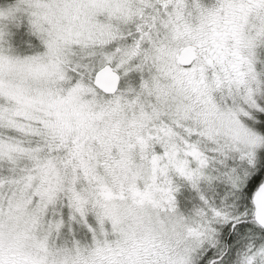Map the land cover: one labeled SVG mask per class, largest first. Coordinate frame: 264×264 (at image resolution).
I'll return each instance as SVG.
<instances>
[{
  "label": "snow or ice",
  "instance_id": "obj_1",
  "mask_svg": "<svg viewBox=\"0 0 264 264\" xmlns=\"http://www.w3.org/2000/svg\"><path fill=\"white\" fill-rule=\"evenodd\" d=\"M0 264H264V0H0Z\"/></svg>",
  "mask_w": 264,
  "mask_h": 264
}]
</instances>
